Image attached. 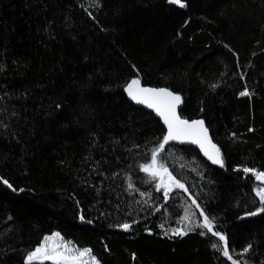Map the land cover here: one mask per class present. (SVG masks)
Listing matches in <instances>:
<instances>
[{"label": "trees", "instance_id": "obj_1", "mask_svg": "<svg viewBox=\"0 0 264 264\" xmlns=\"http://www.w3.org/2000/svg\"><path fill=\"white\" fill-rule=\"evenodd\" d=\"M182 2L0 0V264L54 231L100 264H264L243 171H264V0ZM134 79L177 93L224 166L161 148L164 126L124 92ZM153 152L164 177L141 169ZM186 201L226 242L201 223L170 231Z\"/></svg>", "mask_w": 264, "mask_h": 264}, {"label": "snow or ice", "instance_id": "obj_2", "mask_svg": "<svg viewBox=\"0 0 264 264\" xmlns=\"http://www.w3.org/2000/svg\"><path fill=\"white\" fill-rule=\"evenodd\" d=\"M170 4H177L179 7H185V4L182 0H168ZM138 80H133L131 83L125 88V91L129 94V96L138 104H145L149 108H155L158 115H160L164 123L167 125V135L164 136V142L160 145L161 148L164 147V144H167L169 140H189L191 143L199 144L201 149L204 151L205 155L214 163L219 164L221 167L224 166L222 154L220 149L217 148L215 144H212L209 138V130L205 127V122L203 120H184L180 119L176 114L177 105L181 103V97L179 95H175L167 89H153V88H140L136 91L133 90V85H138ZM215 87V86H214ZM241 95H249L247 91L241 92ZM57 107H60L57 105ZM207 145L211 146L212 151L206 147ZM156 161V153L153 152V163ZM150 165H141V169L145 172L151 171ZM243 171L245 173H252L256 176V178L262 182H264V171L257 173L255 169L244 168ZM7 183V181H3ZM176 183L177 187H183L179 181H173ZM160 185H157L159 188ZM257 195L260 197L262 203H264V188H260L257 192ZM165 198H168V192H165ZM195 203V201H193ZM256 213H251V215H255ZM201 215H205L204 212H201ZM123 231L127 232L130 230V225L128 223L120 225ZM204 227H208L209 231H212L210 227V221L207 216H205V224ZM176 234V233H174ZM183 234V233H179ZM203 234V233H201ZM212 234L217 236L221 241L226 242L225 236L220 234L218 231H212ZM54 236H58L59 234H53ZM51 237H45V242H42L34 251L30 252L27 257L25 264H31L34 260H51L53 264H75V261L78 259L77 256L68 255L65 252H60L55 250V248H49L46 243L50 240ZM213 247H216L213 244ZM249 245L243 251L247 253L249 251ZM90 249H84L79 252L80 256L85 255L86 253H90ZM229 253V249L225 247L224 255L227 256ZM91 264H100L95 256L92 257Z\"/></svg>", "mask_w": 264, "mask_h": 264}, {"label": "rangeland", "instance_id": "obj_3", "mask_svg": "<svg viewBox=\"0 0 264 264\" xmlns=\"http://www.w3.org/2000/svg\"><path fill=\"white\" fill-rule=\"evenodd\" d=\"M146 165L152 166L151 167V171L150 172H146L149 176H156V177H160V176L164 177L165 176L166 170L164 168H162L161 166H159L156 161H155V163H153V160H152L149 163H147ZM256 172L259 173L261 171H257L256 170ZM255 179L259 183V188L256 190V194H257V192H258V190L260 188H264V182L258 180L256 178V176H255ZM200 223H199L198 217L195 214V210H194L193 206H191V202L190 201L189 202L186 201L184 203L183 212H182L181 216L177 219L176 225L174 227H172L170 229V231L174 232V233H183V232H185L187 230H190V229H192L194 227L199 226ZM200 226L204 227V224H202ZM56 233H58L59 235L58 236H54L53 234H56ZM45 237H51V239L46 242L48 244L49 248H55V250H57V251L65 252L68 255L77 256L78 259L75 261V264H91V260H92V257H93L91 252L90 253H86L83 256L79 255L80 251H83L84 249H89V248L76 247L71 242L65 240L61 236V234L59 232H57V231H54V232H52L50 234L45 235L43 237V239L41 240V242L32 251H34L42 242H45ZM32 251H30V252H32ZM25 260H26V258H25ZM34 261H40V260H34ZM48 261L52 262L51 260H48Z\"/></svg>", "mask_w": 264, "mask_h": 264}, {"label": "water", "instance_id": "obj_4", "mask_svg": "<svg viewBox=\"0 0 264 264\" xmlns=\"http://www.w3.org/2000/svg\"><path fill=\"white\" fill-rule=\"evenodd\" d=\"M134 80H136V79H134ZM131 81H133V80H131ZM131 81H129V82L127 83V85L125 86V88L131 83ZM138 81H139V80H138ZM125 88H124V92H125L126 96L128 97V99H129L132 103H134L135 105H137V106H139V107H142V108H144V109H146V110L152 112V113L154 114V116H155L156 118H158L159 121L161 122V124L164 126L165 131H166V132H165V135H167V131H168V129H167V125L164 123L163 118H162L160 115H158V113L156 112L155 108H149V107H147V105H145V104H138V103H136V102H135V101L129 96V94L125 91ZM140 88H153V89H161V88H163V89H167L168 91L172 92V93L175 94V95H178L177 93L173 92L172 90H170V89L167 88V87H163V86H150V85H144L141 81H139V84H138V85H133V90H134V91H136V90H138V89H140ZM180 108H181V103L177 105V109H176V114H177V116H178L180 119H184V120H188V121H192V120H202V119H200V118L187 119V118H183V117H181L180 114H179ZM203 121H204V120H203ZM205 127H207V126H206V123H205ZM207 128H208V127H207ZM208 130H209V129H208ZM208 134H209V138H210L212 144H215V145H216V143L212 140V137H211L210 131H209ZM163 142H164V141H163ZM167 144L192 146V147L198 149V150L200 151V153H201L204 157H207V158H208V156L205 155L204 151L201 149V147H200L199 144L191 143L189 140H183V141H181V140H169ZM216 146H217V145H216ZM206 147L209 149L210 152L212 151L210 145H207V144H206Z\"/></svg>", "mask_w": 264, "mask_h": 264}]
</instances>
